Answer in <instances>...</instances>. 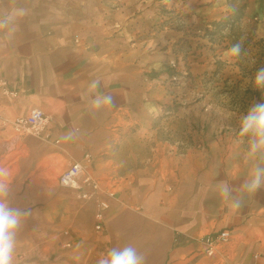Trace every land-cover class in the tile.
<instances>
[{
	"label": "crops",
	"instance_id": "0c3cea01",
	"mask_svg": "<svg viewBox=\"0 0 264 264\" xmlns=\"http://www.w3.org/2000/svg\"><path fill=\"white\" fill-rule=\"evenodd\" d=\"M224 1L170 0L191 16L184 30L171 25L158 33L155 0H0V20L25 12L0 28V140L20 151L7 166L15 171L12 203L30 209L16 233L12 264H97L127 245L144 264H223L200 239L225 228L232 232L234 264H264V185L245 192L238 208L219 194L227 183L239 196L251 167L238 136L241 116L225 132L215 124L195 130L194 141L181 146L143 131L172 96L170 59L179 37L187 46L179 58L183 75L212 66L201 33L215 25ZM157 41L165 49L156 50ZM97 80L113 100L100 112L84 98ZM185 80L188 90L191 78ZM34 107L48 116L45 130L16 132L12 122ZM128 125L140 129L119 131ZM87 153L100 190L83 199L59 176ZM101 201L109 206L96 230Z\"/></svg>",
	"mask_w": 264,
	"mask_h": 264
},
{
	"label": "rangeland",
	"instance_id": "374dc122",
	"mask_svg": "<svg viewBox=\"0 0 264 264\" xmlns=\"http://www.w3.org/2000/svg\"><path fill=\"white\" fill-rule=\"evenodd\" d=\"M99 1L121 2V0ZM155 1L159 19L155 30L160 33L165 26L171 25L180 31L184 30L183 27L191 16L190 12L182 11L181 6L173 8L174 5L169 4L170 0ZM238 2H247L248 6L250 5V9L247 7L240 21L233 25H224L226 20L230 21L228 18L232 12V7L225 0V7L214 20L215 25L207 26L201 33V36L206 39L204 43L206 51L214 57L212 66L203 73L193 76L181 73L179 58L183 56L187 46L183 36L175 42L172 50L174 55L170 59L173 70L171 82L174 83L172 96L168 98L167 107L160 110L151 125L143 128V131L156 132L154 135L156 137H153L157 139L156 141H178V145L181 146L182 142L194 141L191 134L195 130L211 131L214 124L221 132L230 130L234 127L237 118L257 97V93L251 87V78L257 68L264 66V0H239ZM219 23L223 24L222 29L219 28ZM235 44L240 45L241 54L233 58L228 56L227 52ZM155 48L163 50L165 44L157 41ZM187 76L191 78L192 84L188 90L181 83ZM199 84H203V89L198 88ZM198 115H204L205 121L198 122ZM138 129H140L138 125L119 127V131L123 132ZM182 132H188L189 136L185 139L181 138ZM19 154L20 151L12 142L6 139L0 140V166H9L12 169V162L19 157ZM13 172L15 174V171L11 170L10 179ZM96 230L100 229L96 228Z\"/></svg>",
	"mask_w": 264,
	"mask_h": 264
},
{
	"label": "clouds",
	"instance_id": "9594fccd",
	"mask_svg": "<svg viewBox=\"0 0 264 264\" xmlns=\"http://www.w3.org/2000/svg\"><path fill=\"white\" fill-rule=\"evenodd\" d=\"M25 14L18 9L6 19L0 20V28L8 27L17 16ZM241 54L239 44L233 45L227 52L230 57ZM251 87L257 97L242 113L239 121L238 136L246 142V159L251 162L248 176L244 181L241 194L233 196L232 189L227 183L219 186L221 197L240 207L243 194L253 193L264 185V66L255 70L251 78ZM90 108L94 112L103 111L113 103L112 97L99 91V81H92L84 94ZM11 170L0 166V264H12L15 247V237L24 217L30 215V209L14 206V192L10 180ZM97 264H144V256L132 245L123 248H112L102 255Z\"/></svg>",
	"mask_w": 264,
	"mask_h": 264
},
{
	"label": "built area",
	"instance_id": "2783aa9c",
	"mask_svg": "<svg viewBox=\"0 0 264 264\" xmlns=\"http://www.w3.org/2000/svg\"><path fill=\"white\" fill-rule=\"evenodd\" d=\"M48 124V116L39 107L32 108L28 114L17 117L12 125L14 129L23 133L41 134ZM93 160L91 153L85 154V161L72 162L59 176V183L62 186L74 188L79 191V197L87 199L100 190V181L94 177L88 168V164ZM113 195V192H110ZM100 209L96 214L97 229H102L104 220V210L109 206L105 201H101ZM232 239V232L225 228L215 234H208L201 238L205 246V252L209 256H217L223 264H234V254L228 248ZM233 255V256H232Z\"/></svg>",
	"mask_w": 264,
	"mask_h": 264
},
{
	"label": "trees",
	"instance_id": "16d2710c",
	"mask_svg": "<svg viewBox=\"0 0 264 264\" xmlns=\"http://www.w3.org/2000/svg\"><path fill=\"white\" fill-rule=\"evenodd\" d=\"M227 1L232 7V12L230 14V17L228 18L230 19V21L226 20L224 23V25L226 26H228L229 24L233 25L235 22L240 21L244 17L246 13V9L248 7L247 2H238L239 0H227ZM222 25L223 24L219 23V28L222 29Z\"/></svg>",
	"mask_w": 264,
	"mask_h": 264
}]
</instances>
